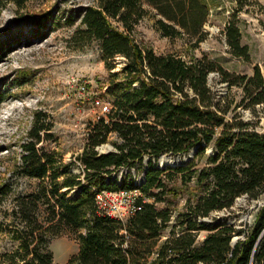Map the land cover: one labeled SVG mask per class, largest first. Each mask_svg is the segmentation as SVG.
<instances>
[{"label":"trees","instance_id":"obj_1","mask_svg":"<svg viewBox=\"0 0 264 264\" xmlns=\"http://www.w3.org/2000/svg\"><path fill=\"white\" fill-rule=\"evenodd\" d=\"M25 1L0 0V13L8 2L21 7ZM146 2L151 10L144 0H95L80 8V27L73 36L95 40L109 71L116 67L115 57H123L109 74L110 110L90 123L76 156L84 165L82 179L44 144L53 136L52 123L46 113L34 112L16 173L38 181L33 192L16 197L13 221L0 219V234L8 232L17 241L11 250L0 249V264H58L49 244L60 235H75L78 241L77 252L64 264H264V204L247 229L213 215L230 210L238 197L264 195V128L258 130L236 111L256 113L260 107L264 112V71L256 64L250 74H235L206 55L156 53L135 37L146 15L156 18L161 35L186 36L194 48L207 36L209 7L202 0ZM239 10L225 23V42L229 53L249 61L236 20ZM48 18L47 11L38 13L36 28L46 27ZM10 37L0 40V60L13 49ZM212 72L228 90L240 88L238 103L231 105L229 91L219 94L211 88ZM5 78L0 76V84ZM6 92L0 87V103ZM104 143L113 148L98 152ZM182 154L179 164H153L162 155ZM144 155L149 160L137 182L109 179L112 171L129 170ZM9 188L0 184V198ZM120 188H138L141 208L125 221L99 214L95 191ZM177 197L184 199L178 210ZM236 232L243 237L232 242Z\"/></svg>","mask_w":264,"mask_h":264},{"label":"rangeland","instance_id":"obj_2","mask_svg":"<svg viewBox=\"0 0 264 264\" xmlns=\"http://www.w3.org/2000/svg\"><path fill=\"white\" fill-rule=\"evenodd\" d=\"M209 7V16L204 28L206 38L197 47H190L188 37H165L155 26L156 18L149 13L137 25L135 37L158 54L188 53L196 56L206 55L231 73L250 74L254 65L264 71V0H202ZM95 0H27L21 7L8 2L0 13V40L11 35L13 49L0 60V76H5L0 87L6 89V95L0 103V184L6 183L9 192L0 198V219L13 221L12 208L18 195L34 191L37 179L16 173L22 155V143L27 140L35 111L46 113L52 123L53 136L45 145L59 152L61 161L70 164L71 173L75 172L74 158L81 152L90 123L99 116V107L95 98L108 102L106 94L109 86V74L123 64V57L116 56L115 69L109 71L102 60L98 44L93 39L73 36L80 27V8L94 4ZM145 7H151L144 0ZM236 20L241 31V42L249 48L250 60L245 61L228 52L224 27L236 7ZM47 11V26L38 29L34 24L37 14ZM10 37V38H12ZM20 76L15 78V74ZM208 83L219 94L229 91L232 106L238 103L241 90L238 86L227 89L218 82L216 73L208 75ZM80 85L85 86L79 91ZM243 120L264 128V112L256 107V113L250 109H236ZM257 122V123H255ZM113 147L104 143L96 150L107 152ZM210 148L207 152L210 153ZM170 159L178 155H170ZM181 161L185 155H179ZM149 160L143 156L142 162L133 168H118L109 174V179L117 184L126 179L137 182ZM162 161V159H161ZM186 162V161H185ZM155 167L163 168L158 160ZM78 174V173H76ZM80 178H83V174ZM184 199L173 200L175 209L182 207ZM264 204V195L258 198L238 197L230 210L214 212L213 215L226 219L236 229H247L253 221L259 206ZM17 222V221H15ZM19 224V223H14ZM167 234V232L163 233ZM205 232L198 235L202 240ZM243 237V233H234L231 241ZM17 241L8 232L0 234V249H13ZM53 262L64 264L78 249L74 236L53 237L49 244Z\"/></svg>","mask_w":264,"mask_h":264},{"label":"built area","instance_id":"obj_3","mask_svg":"<svg viewBox=\"0 0 264 264\" xmlns=\"http://www.w3.org/2000/svg\"><path fill=\"white\" fill-rule=\"evenodd\" d=\"M79 91H84L85 86L80 85ZM94 103L99 107V115H105L110 110L109 102L105 103L100 97L94 99ZM75 172L84 174V165L80 160L74 158ZM141 195L138 188H120L115 190L99 189L95 191V204L99 214L107 215L125 221L136 210L140 209L137 197ZM167 234H162L161 239H165ZM157 252L152 253L151 259L155 258Z\"/></svg>","mask_w":264,"mask_h":264},{"label":"water","instance_id":"obj_4","mask_svg":"<svg viewBox=\"0 0 264 264\" xmlns=\"http://www.w3.org/2000/svg\"><path fill=\"white\" fill-rule=\"evenodd\" d=\"M192 154H193V151L189 154V157H191ZM163 157H169L170 158L171 156L170 155H162L160 158H163ZM159 162H160V159H159ZM179 163H181V160H180V158L178 156L173 158L172 164H179Z\"/></svg>","mask_w":264,"mask_h":264},{"label":"bare ground","instance_id":"obj_5","mask_svg":"<svg viewBox=\"0 0 264 264\" xmlns=\"http://www.w3.org/2000/svg\"><path fill=\"white\" fill-rule=\"evenodd\" d=\"M161 159H162V161H161ZM160 162H161L162 164H165V163H170V164H172V160H171L169 157H163V158H160Z\"/></svg>","mask_w":264,"mask_h":264}]
</instances>
